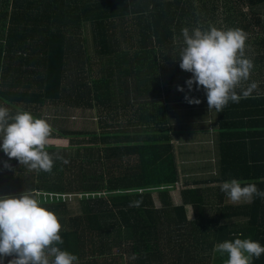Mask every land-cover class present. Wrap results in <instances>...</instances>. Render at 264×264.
I'll use <instances>...</instances> for the list:
<instances>
[{
	"label": "trees",
	"instance_id": "obj_1",
	"mask_svg": "<svg viewBox=\"0 0 264 264\" xmlns=\"http://www.w3.org/2000/svg\"><path fill=\"white\" fill-rule=\"evenodd\" d=\"M197 1L0 0V106L37 118H46L50 104L86 112L85 127H53L50 141L69 145L46 148L63 158L51 172L29 171L0 149V195L38 192L62 225L58 247L78 256L79 264H127L125 258L129 264H182L198 250L236 238L264 246V199L233 203L221 191L233 178L264 191V0ZM210 26L246 32L253 68L236 88L239 102L219 112L220 176L180 186L174 137L188 130L175 125L171 105L187 102L186 95L206 96L195 84L189 90L192 74L179 67L182 29ZM255 103L256 134L250 130L256 115L247 113ZM250 148L257 157L243 156ZM210 206L219 228L208 225L216 224L208 218ZM252 264H264V254Z\"/></svg>",
	"mask_w": 264,
	"mask_h": 264
},
{
	"label": "clouds",
	"instance_id": "obj_2",
	"mask_svg": "<svg viewBox=\"0 0 264 264\" xmlns=\"http://www.w3.org/2000/svg\"><path fill=\"white\" fill-rule=\"evenodd\" d=\"M182 36L179 67L192 74L186 81L189 90L194 84L197 90L203 88L209 111L219 113L229 101L238 103L241 95L236 88L249 78L253 68V61L245 55L247 33L239 28L210 26L191 31L184 28ZM177 89L184 91L180 86ZM185 100L201 103L188 95ZM54 131L47 118L19 109L13 114L8 107L0 106V149L29 171L51 172L54 161L63 159L46 150ZM4 167L11 166L5 161ZM221 191L233 203L251 202L254 196L264 199V191L255 182L235 178L224 181ZM61 229L58 217L43 205L35 190L26 189L18 196L0 195V264L6 257H12L8 264H79L78 256L58 247L63 243ZM214 250L228 255L226 264H252L254 257L264 254V246L251 238L226 240Z\"/></svg>",
	"mask_w": 264,
	"mask_h": 264
},
{
	"label": "crops",
	"instance_id": "obj_3",
	"mask_svg": "<svg viewBox=\"0 0 264 264\" xmlns=\"http://www.w3.org/2000/svg\"><path fill=\"white\" fill-rule=\"evenodd\" d=\"M201 103L197 105V109L199 110V115L197 114V111L195 107H193L191 110L195 114L193 117L202 118L200 121L202 124H200L199 119H196L197 122V129H202V131L199 133L201 136L197 137L198 141L196 140L197 145H193V150L190 151L188 144L183 142L182 136H176L174 137V144L176 145V152H177V158H178V163H179V169L181 173V181L184 182H194L196 180H211V179H216L220 176V167H221V162H222V156H221V149H220V128L218 125V117L219 113L215 110H210L208 107L207 103V97L206 96H200ZM198 99V97H196ZM186 103V104H185ZM188 102H183V103H176L175 105H171L174 107L172 112L174 113V116L176 117L174 119L175 125L179 126L180 124H183L184 115H187L189 111H184L183 108H179V106H190ZM247 104V103H246ZM195 105V104H193ZM248 105V104H247ZM246 105V107H247ZM184 107V106H183ZM262 107V105H261ZM63 108L60 105L57 104H50L49 106L44 108V115L50 118V124L52 127L57 129L58 131H64V130H74L77 128L85 127L81 116H86V112L83 110H76L75 109H69V111L61 110ZM257 104L255 103V110L253 111H247V113H253L256 115L254 118L253 124L250 126L254 134L258 133L257 129V119L259 115L257 114ZM32 109V108H31ZM262 109V108H261ZM192 115V114H191ZM69 117V118H68ZM195 121V119H194ZM252 119H247V122H251ZM75 122H80L83 124L78 123L77 125ZM250 125L245 123L243 126ZM242 127V126H240ZM254 128V130H253ZM246 131H250L249 129H245ZM261 130V129H259ZM182 131V129H180ZM200 138V139H199ZM195 141V139H194ZM243 148L244 146H240V156L243 153ZM196 149V150H195ZM244 153V157H257V148H255V153L251 151L250 148V153ZM193 156V158H192ZM191 157V158H190ZM247 165L244 164V167ZM179 192V191H177ZM176 192V193H177ZM176 193L174 194L175 199H176ZM179 196L182 199V194L180 192ZM245 202V201H241ZM177 204V203H176ZM180 205V204H178ZM214 208L215 206H210L208 209V214L210 220L215 222V216L214 215ZM191 213V214H189ZM187 214L189 221L194 220V210L192 206H187ZM208 225L210 228L217 227L219 228V225L211 223L209 220ZM217 225V226H216ZM212 239V238H211ZM211 239L207 238L206 240L210 241ZM202 241V237H198L195 239L196 243H199ZM215 249V248H214ZM212 249L209 251H196L195 253L191 254L190 256L188 255V260H185L184 263L182 264H222L221 263V258L222 254H217L216 251ZM192 257V258H191Z\"/></svg>",
	"mask_w": 264,
	"mask_h": 264
},
{
	"label": "rangeland",
	"instance_id": "obj_4",
	"mask_svg": "<svg viewBox=\"0 0 264 264\" xmlns=\"http://www.w3.org/2000/svg\"><path fill=\"white\" fill-rule=\"evenodd\" d=\"M195 0H192V5H195V6H199L200 5V3L196 0L195 2H194ZM192 8H194V7H192L191 6V8H190V13L192 12ZM195 9V8H194ZM198 11L199 10H195V14L196 13H198ZM221 23H223V22H219V20H218V24H221ZM87 40H88V47H89V50H90V54L93 52V46H92V42H91V38H90V36H89V30H88V35H87V37H85ZM258 82L259 81H257L256 80V87H258L257 85H258ZM247 84V83H246ZM247 85H249V84H247ZM186 104V103H185ZM188 104V103H187ZM184 106V107H183ZM183 106H179V108H183V110L184 111H189V110H191L193 107H195V109H196V111H197V114H198V116L200 117L201 115H199V110L197 109V104H195V105H193V104H190V106H185V105H183ZM191 113L192 114H194L193 113V111L191 110ZM198 116L197 117H193L194 119H195V121H194V119H192L191 117H190V112H188L187 113V115H184L183 116V118H184V121H183V124H184V127L188 130V131H186L187 133L186 134H181V136L183 137L182 138V140H183V142H185L186 144H188V146H189V149L190 148H192L193 147V145H197V143L198 142H196V140L198 141V138L197 137H199V136H201V134L200 133H195V129L197 128V122H196V119L198 118ZM46 118H47V116H45ZM199 119V121H200V119H202V118H198ZM78 123H80V122H75V124L77 125ZM84 123V122H83ZM87 123V122H86ZM80 124H82V123H80ZM183 124H182V128H183ZM200 124H202V122L200 121ZM84 125H85V123H84ZM74 130H76V129H74ZM194 139H195V141H194ZM200 139V138H199ZM55 145V146H59V147H68V145H69V141L68 140H52V141H50V144L49 145ZM176 146V145H175ZM193 150V148L192 149H190V151H192ZM196 150V149H195ZM176 154H177V152H176ZM73 155H75V154H73ZM191 158V157H190ZM192 158H193V156H192ZM183 184H184V181H181V184H180V186H183ZM181 188H183V187H181ZM179 191V190H178ZM180 192H181V194H182V191H179V192H175L176 193V203L177 204H181V197L179 196V194H180ZM157 196V195H156ZM160 204V203H159ZM161 205V204H160ZM189 214H191V213H189ZM128 260H129V258H125V261L127 262V264H129L128 263ZM101 262V261H100ZM99 262V263H100ZM221 263H222V260H221ZM222 264H226V261L225 260H223V263Z\"/></svg>",
	"mask_w": 264,
	"mask_h": 264
},
{
	"label": "built area",
	"instance_id": "obj_5",
	"mask_svg": "<svg viewBox=\"0 0 264 264\" xmlns=\"http://www.w3.org/2000/svg\"><path fill=\"white\" fill-rule=\"evenodd\" d=\"M52 196H53V195L51 194V198H53ZM56 196H59V195H56ZM65 197H66V196H63V198H65Z\"/></svg>",
	"mask_w": 264,
	"mask_h": 264
}]
</instances>
